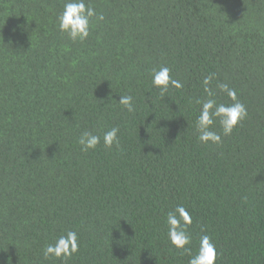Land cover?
Masks as SVG:
<instances>
[{
    "label": "trees",
    "instance_id": "16d2710c",
    "mask_svg": "<svg viewBox=\"0 0 264 264\" xmlns=\"http://www.w3.org/2000/svg\"><path fill=\"white\" fill-rule=\"evenodd\" d=\"M63 2L0 0V264H65L43 250L68 230L66 264H188L167 235L177 205L192 254L206 234L216 264H264V0H86L105 19L83 42L59 31ZM162 65L183 84L163 98ZM209 74L248 111L221 145L196 131Z\"/></svg>",
    "mask_w": 264,
    "mask_h": 264
},
{
    "label": "clouds",
    "instance_id": "9594fccd",
    "mask_svg": "<svg viewBox=\"0 0 264 264\" xmlns=\"http://www.w3.org/2000/svg\"><path fill=\"white\" fill-rule=\"evenodd\" d=\"M103 13H97L96 9L87 3L86 0H64L63 10L57 17L59 31L67 34L73 42H83L89 35L94 22L103 21ZM171 69L167 66H160L153 69L152 85L157 89L161 98L170 88L181 89L183 84L172 78ZM214 74H209L203 80L204 92L207 98L200 103V111L196 121V131L198 140L204 144L221 145L222 136H230L243 120L248 116L246 106L239 101L237 91L230 88L226 83H219L216 88L224 93L232 103H218L215 99L216 92L210 87ZM118 104L129 113L135 111L133 97L131 95H120ZM219 124L222 134L214 130V125ZM120 129L114 126L103 133V146L107 149H119L121 146L118 135ZM77 143L82 152L95 150L101 143V136L91 131L82 132ZM168 239L171 245L177 250L188 253L190 258L188 264H216L217 249L212 243L211 237L201 235L198 249L192 254V236L188 229L192 224V217L183 205H177L174 210L167 214ZM80 250L79 236L76 231L68 230L64 234L55 238L54 242L49 243L43 250L45 260L55 258L56 260L66 261L71 259ZM8 264H11L9 258Z\"/></svg>",
    "mask_w": 264,
    "mask_h": 264
}]
</instances>
